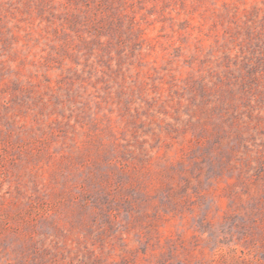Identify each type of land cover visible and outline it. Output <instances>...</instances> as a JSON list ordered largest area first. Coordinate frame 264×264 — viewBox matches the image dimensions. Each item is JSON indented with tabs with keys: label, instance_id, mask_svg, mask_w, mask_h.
<instances>
[{
	"label": "rangeland",
	"instance_id": "374dc122",
	"mask_svg": "<svg viewBox=\"0 0 264 264\" xmlns=\"http://www.w3.org/2000/svg\"><path fill=\"white\" fill-rule=\"evenodd\" d=\"M0 264H264V0H0Z\"/></svg>",
	"mask_w": 264,
	"mask_h": 264
}]
</instances>
